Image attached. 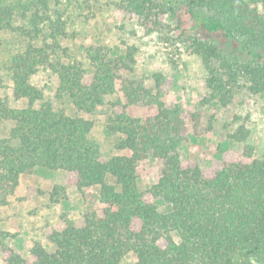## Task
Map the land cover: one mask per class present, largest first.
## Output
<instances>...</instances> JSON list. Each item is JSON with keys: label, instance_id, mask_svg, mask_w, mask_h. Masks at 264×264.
I'll list each match as a JSON object with an SVG mask.
<instances>
[{"label": "trees", "instance_id": "1", "mask_svg": "<svg viewBox=\"0 0 264 264\" xmlns=\"http://www.w3.org/2000/svg\"><path fill=\"white\" fill-rule=\"evenodd\" d=\"M85 3L0 0V46L4 33L23 43L3 57L0 69L13 97L27 103L16 108L0 98V124L5 125L3 133L0 129V209L10 205L21 179L37 168L66 173V182L51 188L52 205L66 202L67 188L75 187L81 195L96 190L101 207L76 220L60 215L47 245L35 242L26 258L0 240L2 263L121 264L131 257L130 264H264V154L256 159L245 146L217 170L183 164L182 109L161 100L159 78L149 88L131 76L135 48L81 47L82 62L63 46ZM117 8L148 34H170L167 19L184 36L189 18L209 40L188 39L207 71L212 98L222 106L242 78L249 92L264 97V0H119ZM40 71L57 79L55 100L68 99L82 115L94 114L119 85L121 97L110 103L104 126L116 139L115 155L104 157L91 136V120L71 117L44 100L31 82ZM133 105L154 113L135 118L128 113ZM231 138L242 142L246 136ZM146 160L162 168L141 191L138 166Z\"/></svg>", "mask_w": 264, "mask_h": 264}, {"label": "rangeland", "instance_id": "2", "mask_svg": "<svg viewBox=\"0 0 264 264\" xmlns=\"http://www.w3.org/2000/svg\"><path fill=\"white\" fill-rule=\"evenodd\" d=\"M118 2L86 0L83 10L75 13L74 23L68 30L69 37L63 45L68 53L82 61L78 55L81 47L106 46L118 47L120 50L135 48L136 62L131 76L142 80L149 88H154L159 78L161 100L168 106L178 105L182 109L186 139L179 152L183 164H197L205 170H217L224 161L239 157L245 146L252 147L254 158L261 159L264 154V97L249 92L242 78L232 86L228 104L222 106L216 97L212 98V92L206 85L207 71L201 59L191 51L188 41L189 37L195 36L209 40L203 33L193 29L189 18H186L184 36H180V31L175 29L176 22L167 19L166 23L173 29L170 34H148L138 26L135 19L117 8ZM1 38L0 61H3L8 52L19 49L23 43L11 33L2 34ZM241 57L248 58L245 54ZM86 69L91 72L89 67ZM31 82L42 91L45 101L63 107L71 117L81 116L93 122L91 136L99 143L105 158L116 154V139L106 133L104 126L110 113V103L121 97L119 85L115 94L107 97L104 105L94 114L82 115L77 114L68 99L64 98L62 102L55 100L57 79L49 72L40 71ZM0 98H5L11 107L27 106L25 101H17L13 97L9 78L1 69ZM122 101L125 103V100ZM128 113L144 119L154 111L133 105L128 108ZM4 127L0 124L2 133ZM235 134H244L246 139L238 142L231 138ZM161 168L162 164L153 160L139 164L138 187L141 191L147 190L158 179ZM66 177L63 171L37 168L31 175L21 179L19 188L10 199V205L0 209V240L22 257L28 256L37 241L47 245V235L58 223L60 215L67 214L76 220L85 212H100L96 190L81 195L75 187H68L66 202L56 205L50 203L51 188L63 185ZM160 201H157L158 209L164 212V205ZM131 262V257H125L121 264ZM0 264H3L1 257Z\"/></svg>", "mask_w": 264, "mask_h": 264}]
</instances>
